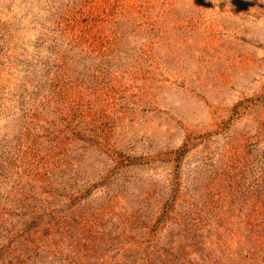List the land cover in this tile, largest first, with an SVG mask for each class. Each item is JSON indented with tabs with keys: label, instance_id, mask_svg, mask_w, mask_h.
Listing matches in <instances>:
<instances>
[{
	"label": "rangeland",
	"instance_id": "374dc122",
	"mask_svg": "<svg viewBox=\"0 0 264 264\" xmlns=\"http://www.w3.org/2000/svg\"><path fill=\"white\" fill-rule=\"evenodd\" d=\"M0 264H264V0H0Z\"/></svg>",
	"mask_w": 264,
	"mask_h": 264
}]
</instances>
